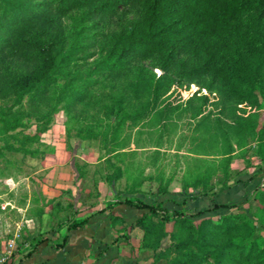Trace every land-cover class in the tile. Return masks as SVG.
<instances>
[{"label":"trees","instance_id":"16d2710c","mask_svg":"<svg viewBox=\"0 0 264 264\" xmlns=\"http://www.w3.org/2000/svg\"><path fill=\"white\" fill-rule=\"evenodd\" d=\"M143 2L147 8L141 17L99 53L91 52L93 43L68 51L57 50L60 42L55 37L37 41L29 32L37 23L75 13H80L82 23L91 25L97 18L118 16ZM84 29L89 31L91 26ZM252 32L262 35L253 41ZM231 50L238 54L237 59L223 56ZM9 56L22 62L25 70L0 73V97H13L11 106L0 107V141L8 150L32 156L36 152L34 145L41 143V136L50 129L59 107L70 116L89 101L91 92L103 81L124 77L135 66L161 57L162 74L158 79L147 80L143 69L137 76L134 97L142 101L143 107L133 114L128 106L118 104L111 112L118 121L113 132V154L118 156L125 150L120 138L125 127H159L158 142L149 162L157 172L156 179L171 183L176 169L185 164L183 188L201 192L174 209L165 208L161 202L118 198L95 215L125 205L138 211L132 227L141 229H149L155 221L166 226L220 216L221 227L237 236H231L223 247L196 263L264 264V216L259 231L249 216L230 213L238 204H217L212 199V205L205 210L190 213L187 208L188 200L214 197L209 194L213 178L223 176L225 182L219 181L220 192L230 188L229 167L237 151L244 147L248 131H252L258 144L257 154L264 161V127L250 115L238 113L235 106L237 103L258 106L259 98L264 101V0H0V63ZM172 75L177 76L175 83L181 90L184 82L189 89L192 84L211 78V89L218 90L221 100L214 103L196 92L184 105L165 104L164 97L172 91ZM210 106L214 108L208 110ZM176 113L188 114L193 136L186 137L190 145L185 154H181L183 147L177 149L175 171L167 174L166 164L160 163V158L168 156L162 154L163 143L170 133L168 122ZM32 119L37 121L34 134L27 132ZM88 131L96 134L98 129L92 127ZM211 150L219 153L217 159L205 154ZM126 171L135 182L143 180V169L127 167ZM258 175L264 177V167L255 174ZM261 195L264 196V191ZM94 216L72 221L67 231L84 228ZM67 239L68 234L56 247L64 249ZM47 241L39 240L26 257ZM175 263L184 264L180 258Z\"/></svg>","mask_w":264,"mask_h":264},{"label":"rangeland","instance_id":"374dc122","mask_svg":"<svg viewBox=\"0 0 264 264\" xmlns=\"http://www.w3.org/2000/svg\"><path fill=\"white\" fill-rule=\"evenodd\" d=\"M146 8L147 3L143 2L118 16L97 18L91 25L82 23L80 13H75L60 20L37 23L29 32L37 41L55 37L60 42L57 50L68 51L93 43L95 47L91 52L99 53L117 35L127 32ZM84 26H91V30H85ZM252 33L255 34L253 41L262 35V32ZM223 56L238 58L233 50L223 53ZM161 65V57L155 56L135 66L124 77L103 81L91 92L89 101L70 116L59 107L50 129L41 136V143L34 145L36 152L33 156L8 150L6 144L0 141V251L8 250L13 241L16 256L26 257L41 239L57 237L62 241L72 221L94 216L118 198L134 197L148 203L161 202L165 208L174 209L184 202L185 197L201 192L183 188V161L171 183L156 179L157 172L149 166V162L158 142L159 127H125L120 136L125 150L121 155L113 154V132L118 121L111 112L118 104L128 106L133 114L138 112L143 103L134 97V90L140 69H143L144 77L151 81L161 76ZM6 70L20 73L25 68L22 62L9 56L0 63V73ZM171 79L172 91L164 97L165 104L184 105L196 92L214 103L221 100L218 90L211 89V78L192 84L189 89L184 82L182 90L175 83L177 76L172 75ZM12 103V96L0 97V107H8ZM197 104L203 105L200 102ZM235 106L238 113L250 115L260 127H264V101L261 98L258 106L246 103ZM212 108L210 106L208 110ZM189 122L186 113L182 116L176 113L175 118L168 122L170 133L164 139L162 149V154L168 156L160 158V163L166 164L167 174L175 171L174 154L177 149L183 147L181 154H185L190 145L186 139L193 136ZM28 125L27 132L36 133L37 121L32 119ZM92 127L98 129L96 134L88 131ZM252 134V131L246 133L244 147L233 157L229 167V185L239 179H248L255 169L264 167ZM12 144L17 147L16 143ZM205 154L210 159H217L219 155L212 150ZM127 167L143 169V180L135 182L130 178ZM220 180L225 182L223 176L213 178L210 195L221 193ZM256 189L248 202L238 203L230 213L249 216L260 231L263 227L260 219L264 216V196L261 195L264 183ZM104 214L109 215L114 234L122 240L120 253L125 259L124 264H174L176 258L184 264H194L207 258L214 249L223 247L231 236H237V233L221 227L220 216L166 226H159L155 221L149 229H141L132 227L138 211L128 206H119Z\"/></svg>","mask_w":264,"mask_h":264},{"label":"crops","instance_id":"0c3cea01","mask_svg":"<svg viewBox=\"0 0 264 264\" xmlns=\"http://www.w3.org/2000/svg\"><path fill=\"white\" fill-rule=\"evenodd\" d=\"M260 168L249 174L248 179H239L243 183H233L228 190L213 198L198 196L188 200L190 211L205 210L217 204H238L250 197L255 189L264 183L262 175L255 176ZM189 197H185V200ZM231 212V211H230ZM57 237L38 246L30 257H18L13 264H124L120 253L122 240L112 230V221L108 214L92 217L88 224L76 231L68 232L67 244L58 249L56 244L63 243Z\"/></svg>","mask_w":264,"mask_h":264},{"label":"built area","instance_id":"2783aa9c","mask_svg":"<svg viewBox=\"0 0 264 264\" xmlns=\"http://www.w3.org/2000/svg\"><path fill=\"white\" fill-rule=\"evenodd\" d=\"M14 242L11 241L10 248L8 250L0 251V264H13L16 259L15 250L13 248Z\"/></svg>","mask_w":264,"mask_h":264}]
</instances>
